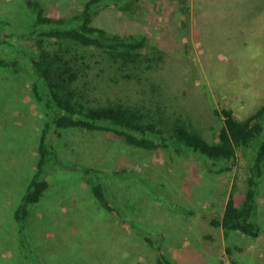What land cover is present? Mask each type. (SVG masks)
Returning a JSON list of instances; mask_svg holds the SVG:
<instances>
[{
    "label": "rangeland",
    "instance_id": "1",
    "mask_svg": "<svg viewBox=\"0 0 264 264\" xmlns=\"http://www.w3.org/2000/svg\"><path fill=\"white\" fill-rule=\"evenodd\" d=\"M54 15L83 0H43ZM23 0H0V32L19 31ZM10 24V25H8ZM93 24L121 35H144L141 60L125 67L99 49L81 52L77 83L92 104L140 108L163 124L180 122L215 138L222 120L214 108L244 119L264 103V0H140L131 11L108 4ZM45 111L30 80L0 67V264H156L160 242L172 264H264V167L257 194V237L224 236L209 219L221 216L235 184L240 202L247 154L222 173L196 155H168L127 145L112 132L54 133L59 159L46 169L50 186L31 205L22 230L13 212L37 161ZM121 170L113 212L93 197L88 175L74 164ZM227 247L230 248L228 252Z\"/></svg>",
    "mask_w": 264,
    "mask_h": 264
},
{
    "label": "trees",
    "instance_id": "2",
    "mask_svg": "<svg viewBox=\"0 0 264 264\" xmlns=\"http://www.w3.org/2000/svg\"><path fill=\"white\" fill-rule=\"evenodd\" d=\"M140 0H83L81 6L66 15L50 13L43 0H23L24 14L17 26L19 31L0 32V67L20 73L30 80L35 100L45 111L39 134L38 157L30 179L22 192L13 217L21 231L28 219L31 205L39 202L50 183L46 169L50 162L68 165L57 155L52 144L54 133L79 129L90 133L108 131L127 145L147 151L160 149L168 155L193 154L209 172L232 170L238 152L247 154L248 175L243 197L237 202L234 189L228 195L220 217L209 222L220 227L224 236L238 231L257 237L262 224L257 220V194L264 167V103L244 119L231 108H214L222 124L212 140L184 123L163 124L147 116L140 108L121 103L92 104L85 100L77 83L83 71L81 52L85 49L103 51L112 63L130 67L141 60L144 35H121L93 24L98 10L108 4L131 11ZM10 23L0 19V28ZM10 25V24H8ZM88 175L93 197L105 210L113 212V188L107 177L117 180L122 171L105 170L86 164H74ZM115 178V179H114ZM154 247L156 264H172L161 250L160 242L147 238ZM228 252L230 248L227 247ZM231 264H242L231 259ZM248 264V263H245Z\"/></svg>",
    "mask_w": 264,
    "mask_h": 264
}]
</instances>
